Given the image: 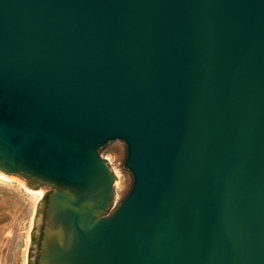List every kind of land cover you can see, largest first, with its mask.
Returning <instances> with one entry per match:
<instances>
[{
    "label": "water",
    "instance_id": "1",
    "mask_svg": "<svg viewBox=\"0 0 264 264\" xmlns=\"http://www.w3.org/2000/svg\"><path fill=\"white\" fill-rule=\"evenodd\" d=\"M0 171L38 264H264V0H0Z\"/></svg>",
    "mask_w": 264,
    "mask_h": 264
},
{
    "label": "rangeland",
    "instance_id": "2",
    "mask_svg": "<svg viewBox=\"0 0 264 264\" xmlns=\"http://www.w3.org/2000/svg\"><path fill=\"white\" fill-rule=\"evenodd\" d=\"M100 153L116 176L114 199L108 210L111 213L130 191L133 179L130 171L122 165L125 156L123 141L108 143ZM10 175L13 178L0 177V264H33L37 252L34 236L38 238L43 227L47 195L52 188L43 184L32 188L24 178ZM40 190L42 194L38 192Z\"/></svg>",
    "mask_w": 264,
    "mask_h": 264
},
{
    "label": "flooded vegetation",
    "instance_id": "3",
    "mask_svg": "<svg viewBox=\"0 0 264 264\" xmlns=\"http://www.w3.org/2000/svg\"><path fill=\"white\" fill-rule=\"evenodd\" d=\"M42 228H43V227H42ZM42 228H41V231H40V233H39V237L37 238L36 236H34V240L37 241V252H36V254H35V259H34L33 264H38V256H39V251H38V249H39V246H40V240H41L42 235H43V230H42Z\"/></svg>",
    "mask_w": 264,
    "mask_h": 264
},
{
    "label": "bare ground",
    "instance_id": "4",
    "mask_svg": "<svg viewBox=\"0 0 264 264\" xmlns=\"http://www.w3.org/2000/svg\"><path fill=\"white\" fill-rule=\"evenodd\" d=\"M116 171V170H115ZM0 177H3V178H7V179H9V178H13V176H11V175H7V174H5V173H3V172H1L0 171ZM23 185H25L24 184V182L22 181L21 182ZM31 191V190H30ZM40 194H42L43 192L40 190V191H38Z\"/></svg>",
    "mask_w": 264,
    "mask_h": 264
}]
</instances>
